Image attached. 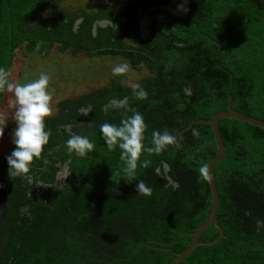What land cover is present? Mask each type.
Instances as JSON below:
<instances>
[{
	"label": "trees",
	"instance_id": "obj_1",
	"mask_svg": "<svg viewBox=\"0 0 264 264\" xmlns=\"http://www.w3.org/2000/svg\"><path fill=\"white\" fill-rule=\"evenodd\" d=\"M67 1L0 0V66L10 78L19 82L13 74L28 68L29 54L43 60L67 50L90 58L121 55L148 95L134 96L131 86L121 94L103 87L59 102L61 112L45 118L49 142L30 165L34 181L12 177L31 194L16 200L0 230V264H175L213 203L200 169L208 168L218 146L212 124L199 120L230 106L264 119V0H187L185 14L161 6L184 0H97L71 10L64 9ZM150 6L157 8L147 13L150 30L143 36L140 12ZM104 19L107 26L99 24ZM126 96L128 102L114 103ZM7 99L0 92V106ZM134 112L147 125V147L156 130L170 131L177 142L142 153L129 179L121 150H109L100 125L119 124ZM68 123L94 142L91 152L68 151ZM219 127L227 146L215 166L225 236L197 246L181 264H264V228L257 229V220H264V128L235 117L220 119ZM13 129L7 125L5 138L12 139ZM68 160L74 174L62 182L57 162ZM3 167L8 173L7 161ZM39 179L48 186L37 195ZM139 180L151 194L137 192ZM219 235L212 224L200 240Z\"/></svg>",
	"mask_w": 264,
	"mask_h": 264
},
{
	"label": "clouds",
	"instance_id": "obj_2",
	"mask_svg": "<svg viewBox=\"0 0 264 264\" xmlns=\"http://www.w3.org/2000/svg\"><path fill=\"white\" fill-rule=\"evenodd\" d=\"M187 3V0H184ZM102 4V2H101ZM182 5V4H179ZM179 5L171 7L162 5L165 13H178ZM160 7V6H159ZM152 11L157 7L150 6ZM182 11H188L186 7ZM106 26L110 22L108 19ZM99 21V22H100ZM112 23V21H111ZM103 26V25H101ZM128 71L127 64H117L112 68L114 75H120ZM10 71L0 66V92L12 93L9 107L13 109L12 120L15 127L12 130V143L15 147L5 157L8 164V173L11 177L27 174L30 171L31 162L34 158L40 157L44 146L48 144L51 136V130L46 129L45 117L51 113V93L48 89L50 77L47 73H41L38 79L27 83H18L10 78ZM133 95L138 98H146L148 93L139 83L131 85ZM8 125L6 114L0 113V139L4 137L5 129ZM145 120L140 112H134L133 115L121 120L119 124L103 123L100 125V131L103 139L109 148L113 150L118 147L120 159L124 160L123 175L129 179L135 177L138 158L142 153H160L168 145L177 142V137L168 130L153 131L152 145L147 147L144 143V133L146 130ZM193 135H198V130L192 129ZM69 152H75L77 155L84 156L91 152L95 144L87 136L71 135L66 140ZM201 174L207 178L208 168L202 166ZM137 192L151 194L152 189L146 185L143 180L136 182ZM264 228V220H257V229Z\"/></svg>",
	"mask_w": 264,
	"mask_h": 264
},
{
	"label": "rangeland",
	"instance_id": "obj_3",
	"mask_svg": "<svg viewBox=\"0 0 264 264\" xmlns=\"http://www.w3.org/2000/svg\"><path fill=\"white\" fill-rule=\"evenodd\" d=\"M97 0H68L64 5V9L71 10L82 5L95 6ZM107 1V0H105ZM109 63L107 72L103 73V67L106 61ZM83 59V60H82ZM28 62V68L23 73H14L13 78L18 80V83H27L35 79H38L41 73H47L50 77L48 89L51 93V113L54 109L57 111V103L66 100L68 97H76L80 93L88 92L94 88L104 85V81L112 75V68L114 64L119 60L123 62L118 56L115 57H101V58H90L85 53L74 56L70 53V50L66 53L52 52V55L46 59H42L35 54H29L26 57ZM118 62V63H119ZM128 71L126 75L130 82H133L137 76V71L132 70L129 63ZM144 67V66H143ZM145 69V68H143ZM12 99V93H8L7 101L0 106V113L8 110L6 118L8 119V127L14 128L15 122L12 120L13 109L9 107L10 100ZM3 109V110H2ZM50 113V114H51ZM11 115L10 117H8ZM12 145V139L5 138V135L0 139V156L2 152L10 150Z\"/></svg>",
	"mask_w": 264,
	"mask_h": 264
},
{
	"label": "flooded vegetation",
	"instance_id": "obj_4",
	"mask_svg": "<svg viewBox=\"0 0 264 264\" xmlns=\"http://www.w3.org/2000/svg\"><path fill=\"white\" fill-rule=\"evenodd\" d=\"M183 3H180V4H183ZM187 6H188V3H187ZM150 11H152V9L150 7H147V8H145L144 12L143 11L140 12V13H144V14L141 15V25H140V33L143 36H146L149 33V30H150V28L148 27V24H149L148 16H149V14H147V13H151ZM186 12H184L183 14H185ZM143 28L146 30V32L143 31ZM66 52H68V50ZM82 53H84V52H80V54H82ZM80 54H77V55H80ZM74 56H76V55H74ZM107 56L115 57V55H111V54H106V55H104L102 57H107ZM117 56H118V59L121 58V55H117ZM91 58H97V57H91ZM121 59L123 60V58H121ZM104 60L106 61L105 58H104ZM118 62H119V60L116 63L117 64H124L122 62H119V63ZM117 64H114L113 66H115ZM108 65H109V63L106 61V64L103 67V73L104 74L107 72ZM118 76L119 75H114L112 73V75H110V77L107 80L104 81V85L99 86L98 88H94L91 91H95V92L99 93V91L97 89H101V88L104 87L106 89H109V91L117 92V93L120 92V94H121L124 91L125 87L131 86L134 83H139V81H140L139 78H135V80L133 82H130L128 77H127V75L125 73H123V74H121V78H120L121 79L120 80V86H116V82L117 81L115 79ZM136 77H141V75L138 74ZM91 91H88V92H91ZM88 92H83V93H80L76 97H68V98L75 99V98L80 97L81 95H84V94L88 93ZM102 95H104V93H102L101 96ZM129 99H130V97L126 96V97H123V99H121V100L115 99L114 103L115 104H124L125 102H128ZM56 107H57V111H56V109H54V112L51 113L50 115H58V113L61 112L60 103L59 102L57 103ZM143 108L146 109L147 105H144ZM59 109H60V112H59ZM89 110H90L89 107L84 108V111H85L84 113H85L86 116L89 114ZM65 127H66L67 130L72 132V135H77L76 132H74L73 127H72V125L70 123L66 124ZM8 154H9V152L5 151V152H2L1 156H0V230L4 227V224H6L8 222V218L10 216L9 213L11 212L10 209L14 205L16 200L18 198H20L24 194H26V195L31 194V191L30 192H24V190L22 189L21 186H19L16 183H14V181H13L11 176L10 177L7 176V174H9V173L5 172L3 165L6 162L5 157ZM48 163H50V162H48ZM57 165H58L57 166L58 170H57L56 179H60L62 182L72 179L74 173L70 169L71 168L70 160L65 161V162L58 161ZM35 172L36 171H34V170L29 171V173L24 175L25 179L28 178L30 180L29 182H33L35 176L37 175ZM37 183L38 184L35 187L36 189H35L34 192L37 195H40L41 187H47L48 186V182H45V181L39 179V180H37ZM22 205H20L19 211H21L23 213V212H25V210H24Z\"/></svg>",
	"mask_w": 264,
	"mask_h": 264
},
{
	"label": "water",
	"instance_id": "obj_5",
	"mask_svg": "<svg viewBox=\"0 0 264 264\" xmlns=\"http://www.w3.org/2000/svg\"><path fill=\"white\" fill-rule=\"evenodd\" d=\"M182 7H186L187 9H189L187 6V3L186 4L183 3L182 5H179L178 13H184L185 12V11L181 10ZM99 24L106 26V21H100ZM143 31L146 32V30L144 28H143ZM224 117H230V118L235 117V118L240 119L242 121H246V122H249V123H252V124H255V125H258V126L264 128V119L258 118L256 116L248 115L242 111H239V110L233 108L232 106H230L226 110H221V111L217 112L210 119H200L199 120V121H206V122L212 124L213 132H214L216 143L218 146V152H217L216 156L210 161L209 166H208V179H209L210 189H211L212 194H213V203H212L209 218L207 219V221L205 223L201 224L193 233L194 241H193L192 245L189 246L183 252H180L177 254V257L175 259V264H181L182 260L185 257H187L190 253H192L197 246H199L201 244H214L215 242L219 241L221 239V237L225 236L224 230H223L222 226L220 225L218 217H217V211H218V207L220 205V193L218 191L216 178H215V166L224 157V155L226 153V149H227V146H226V144L222 138L221 129L219 127V121H220V119H222ZM165 166H166V170H168L169 165L166 164ZM212 224H215L220 229L219 237L216 238L215 240L209 241V242L201 241L200 237H201L202 232Z\"/></svg>",
	"mask_w": 264,
	"mask_h": 264
}]
</instances>
